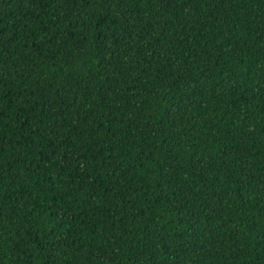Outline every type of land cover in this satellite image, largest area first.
Returning <instances> with one entry per match:
<instances>
[{
  "label": "trees",
  "instance_id": "trees-1",
  "mask_svg": "<svg viewBox=\"0 0 264 264\" xmlns=\"http://www.w3.org/2000/svg\"><path fill=\"white\" fill-rule=\"evenodd\" d=\"M0 264H264V0H0Z\"/></svg>",
  "mask_w": 264,
  "mask_h": 264
}]
</instances>
